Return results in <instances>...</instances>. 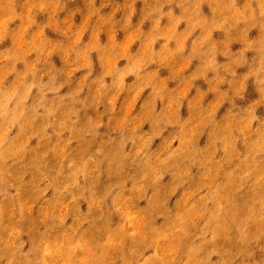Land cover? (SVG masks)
I'll list each match as a JSON object with an SVG mask.
<instances>
[{"label":"rangeland","instance_id":"rangeland-1","mask_svg":"<svg viewBox=\"0 0 264 264\" xmlns=\"http://www.w3.org/2000/svg\"><path fill=\"white\" fill-rule=\"evenodd\" d=\"M248 2L0 0V264H264Z\"/></svg>","mask_w":264,"mask_h":264},{"label":"clouds","instance_id":"clouds-1","mask_svg":"<svg viewBox=\"0 0 264 264\" xmlns=\"http://www.w3.org/2000/svg\"><path fill=\"white\" fill-rule=\"evenodd\" d=\"M46 3H48L49 7L52 6V4L54 3V0H45ZM244 13L246 14V17L248 19L251 20H264V0H249V2L247 3L246 7L244 8ZM186 23V22H184ZM259 29V25L256 26V29L258 31ZM203 31V28H197V32ZM217 33H222L223 34V38L220 39H224L226 38V33H224L222 30L217 29L216 30V34ZM62 35V34H59ZM3 41H0V43H2ZM234 44H239L240 47H242L243 45L240 44L239 41H233ZM248 55L250 56H256L257 53L253 50H249ZM220 57H223V59L226 61L229 58L225 57L223 55V53H220ZM61 64H62V60ZM97 62L99 64V60L97 59ZM200 61L199 59L196 60V63L198 64ZM234 71H230L226 73V76L229 78V80H236L239 79L240 77L237 76V71L241 72V73H247V79L251 80L253 82V84H255V81L257 79H262L264 78V56H260L258 58V62L256 63V65L254 67L250 68V65L248 63H238L235 66ZM101 70H102V66H101ZM209 73L214 75L215 74V68L214 67H210L209 68ZM75 79V78H73ZM203 81V83L205 85H207V80L204 77H199L197 82ZM226 85L230 86V84H228V82L226 81ZM72 85L70 83H64L61 86L58 87L57 91L59 92H69L71 90ZM215 96V93H211L210 99L213 98ZM237 101H241L244 102L245 101V97L244 96H238ZM227 107H232L233 101L229 100L226 102ZM185 106L186 103H185ZM226 110V109H225ZM188 112V111H187ZM190 113L188 112V115Z\"/></svg>","mask_w":264,"mask_h":264}]
</instances>
